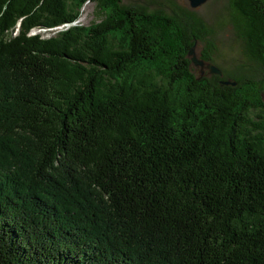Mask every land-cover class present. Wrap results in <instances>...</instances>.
Instances as JSON below:
<instances>
[{
	"label": "trees",
	"instance_id": "16d2710c",
	"mask_svg": "<svg viewBox=\"0 0 264 264\" xmlns=\"http://www.w3.org/2000/svg\"><path fill=\"white\" fill-rule=\"evenodd\" d=\"M228 3L254 69L210 78L184 8L0 0V264H264V0Z\"/></svg>",
	"mask_w": 264,
	"mask_h": 264
},
{
	"label": "rangeland",
	"instance_id": "374dc122",
	"mask_svg": "<svg viewBox=\"0 0 264 264\" xmlns=\"http://www.w3.org/2000/svg\"><path fill=\"white\" fill-rule=\"evenodd\" d=\"M229 0H208L202 6L191 9L188 0H122L126 6L132 4H141L149 9H164L167 12L174 7H181L192 11L204 20V23L211 29V39L216 47L210 61H203L200 58L203 50L202 44H197L195 50L189 58L194 57L197 62H203L201 65L191 64V70L197 77H212L211 67L224 71L227 74L234 73L238 69L253 70V63L249 62L243 54V44L235 33L229 13ZM85 8V9H84ZM76 20V25L87 26L92 22L98 21L99 15L94 10V4H84ZM56 31L32 30L30 33L39 34L42 38L53 36ZM264 102V95H263Z\"/></svg>",
	"mask_w": 264,
	"mask_h": 264
},
{
	"label": "water",
	"instance_id": "95a60500",
	"mask_svg": "<svg viewBox=\"0 0 264 264\" xmlns=\"http://www.w3.org/2000/svg\"><path fill=\"white\" fill-rule=\"evenodd\" d=\"M208 0H188L189 4H190V8L191 9H195L197 7H200L202 6L204 3H206ZM197 43L195 42L193 47L189 50L188 54H187V57L189 58L190 55L193 53V50H195V47H196ZM191 60V63L192 64H195V65H201L203 64V62H197L196 59L194 57L192 58H189ZM211 74L212 75H216V76H222V72L221 70L217 69V68H214V67H211ZM222 83L225 85V86H228V85H231V86H234V83H230L229 81H222Z\"/></svg>",
	"mask_w": 264,
	"mask_h": 264
},
{
	"label": "bare ground",
	"instance_id": "6f19581e",
	"mask_svg": "<svg viewBox=\"0 0 264 264\" xmlns=\"http://www.w3.org/2000/svg\"><path fill=\"white\" fill-rule=\"evenodd\" d=\"M85 9V8H84ZM72 25H76V21H74L73 23H71V25L70 24H63V25H61V26H59V27H56V28H51V29H53L54 31H61V30H64V29H66V28H69L70 26H72Z\"/></svg>",
	"mask_w": 264,
	"mask_h": 264
}]
</instances>
